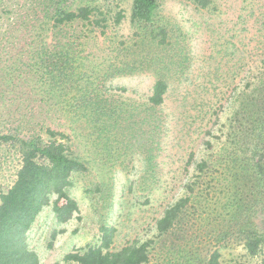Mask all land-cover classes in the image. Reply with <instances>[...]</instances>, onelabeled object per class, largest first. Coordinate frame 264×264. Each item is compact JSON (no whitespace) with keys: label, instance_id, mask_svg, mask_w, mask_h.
Wrapping results in <instances>:
<instances>
[{"label":"rangeland","instance_id":"obj_1","mask_svg":"<svg viewBox=\"0 0 264 264\" xmlns=\"http://www.w3.org/2000/svg\"><path fill=\"white\" fill-rule=\"evenodd\" d=\"M57 1L67 9L98 7L109 17L119 3L125 18L119 25L108 19L105 30L97 34H93L87 24L71 28L73 33L84 35L72 39L76 42L78 36L81 37L74 46L77 54L74 63L80 66L76 71H89L83 77L77 75L70 79L67 88L60 85L62 89L58 87L47 94L45 90L50 80L44 75L37 79V84L33 78L38 77L40 70L37 68L34 71L37 74L27 76V66L34 63V58L30 60L29 56L30 52L34 55L38 50L39 40L46 38L52 43L51 32L39 38L36 31L39 27L50 29ZM160 5L158 23L167 25L175 38L186 39L184 46L192 53L180 80L169 77L172 86L164 105L159 108V115L166 116V120L160 131L151 135L148 145L145 143L148 135L135 125L143 123L145 114L121 120L126 127L133 123L124 131L126 141H130L127 144L133 147L124 153L115 142L111 144L114 149L107 151L89 125L82 127L81 122L73 123L76 145L88 160L90 170L75 174L69 188L80 209L75 218L60 224L49 205L32 226L28 243L38 253L41 264H73L67 262L65 256L75 249L98 244L102 224L116 228L117 248L154 237L158 218L184 195L182 185L195 176L194 165L189 161L191 153H195L197 160L210 158L214 164L196 195V217L205 225L213 226L230 211L228 186L236 172L225 163V157L230 156L224 154L228 148L222 135L238 106V95L244 84L254 70L260 69V62L253 53V60L243 58L244 47L239 40L243 29L253 32L254 22L264 21V0H213L207 10H200L192 0H160ZM131 6L132 0H0V87L3 89L0 90V133L12 131L15 126L7 121L14 114H28L42 97L45 101L49 98L63 101L64 98L76 102L86 91L104 92L112 83L127 89L123 100H128L129 104L146 102L155 80L152 72L141 71L112 79L106 86L97 79V74L103 71L100 67L103 73L112 71L110 62L127 68L133 62L145 65L149 60L170 56L171 47L152 44L145 32L142 37L136 34L131 23ZM80 45H86L85 50L79 51ZM248 48L245 45L244 49ZM21 73L26 76L20 77ZM35 84L40 85L38 98L35 93L30 95ZM60 90L64 93L62 97ZM67 111L66 108L69 115ZM214 135L222 138L214 139ZM116 139L122 143L123 136L117 134ZM207 139L214 142L211 152L204 145ZM20 166L21 158L16 150L0 145V194L13 184ZM54 233L57 236L52 239ZM189 259L187 253H160L155 254L149 264H191ZM221 260L223 264H258L257 259L249 257L236 243L222 250Z\"/></svg>","mask_w":264,"mask_h":264},{"label":"trees","instance_id":"obj_2","mask_svg":"<svg viewBox=\"0 0 264 264\" xmlns=\"http://www.w3.org/2000/svg\"><path fill=\"white\" fill-rule=\"evenodd\" d=\"M192 2L200 10H207L213 5V0ZM117 5L118 9L109 17L98 7L67 9L61 1H57L53 6L50 29L47 31L39 27L36 31L39 38L51 32L52 43H48L46 38L39 40L35 54L30 52L29 58H34V63L28 64L27 76L37 74L34 71L38 68V77L33 75L36 78L33 80L38 84L37 79L46 75L51 82L45 90L47 94L58 87L62 89L61 86L67 88L70 79L72 81L77 75L85 76L89 70L85 73L76 71L80 66L76 67L74 63L77 57L74 46L84 35L81 36V32L73 33L71 28H76L77 24H87L95 32L93 34H97L105 30L108 19L119 25L125 18V11L119 10V3ZM160 6V0H132L131 23L140 37L145 32L152 44L171 47L170 56L149 60L145 65L133 62L127 68H119L115 62H110L113 68L110 73H103L104 69L100 67L103 71L97 74L99 82L106 86L112 79L132 76L141 71L152 72L155 80L146 102L129 104L128 100H123L127 89L113 86L112 83L104 92L86 91L76 102L64 98L63 101L53 98L45 101V97L38 98L40 85L37 87L35 84L30 95L35 93L37 96L36 104L32 108V104L27 106L30 108L28 114H14L7 121L15 127L10 132L0 133V145L16 150L21 158V166L13 184L0 194V264H41L38 253L29 246L28 236L38 216L49 205L60 224L68 223L79 213L78 202L69 193V188L73 185L75 174L86 173L90 168L88 160L76 145L73 123L81 122L82 127L89 125L109 152L114 149L111 146L114 142L123 153L133 147L131 143L127 144L130 141H126L124 136V131L129 130L125 128H130L133 123L127 127L121 123L127 117L145 114L143 123L137 122L135 125L148 135L145 138L147 145L152 139L151 135L160 131L166 116L159 115V108L164 105L172 86L169 77L179 79L192 59V53L184 46L186 39L175 38L167 25L158 23ZM262 16L264 18V11ZM258 24L254 22L253 32L243 29L238 40L244 48L245 45L249 47L248 50L243 48V58L253 60V55H256L260 69L257 72L254 70L252 77L244 84L238 95V106L222 135L228 148L224 154L230 156L225 157V163L236 172L228 186L230 211L213 226L205 225L203 220L196 217V195L214 164L210 158L197 160L195 153H191L189 161L194 165L195 176L182 185L184 195L170 204L158 218L154 237L117 248L116 228L102 224L98 244L73 250L65 256L67 262L149 264L155 254L187 253L191 264H223L222 250L236 243L249 257L257 259L258 264H264V21L255 28ZM77 35L81 36H78L79 40L72 42ZM174 44L176 46L172 48ZM85 47L80 45L79 51L85 50ZM19 76L26 75L21 73ZM12 86L18 88L16 84ZM0 90H3L2 87ZM60 93V97L64 96L62 90ZM208 133L212 135L211 131ZM117 134L123 136L122 143L116 139ZM213 138L222 137L214 135ZM204 145L211 152L214 142L207 139ZM56 236L57 233H54L52 239Z\"/></svg>","mask_w":264,"mask_h":264}]
</instances>
